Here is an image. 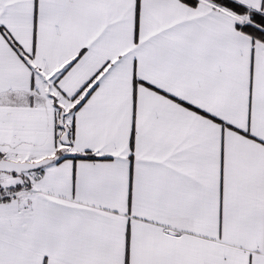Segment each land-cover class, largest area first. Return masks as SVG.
Listing matches in <instances>:
<instances>
[{"label": "snow or ice", "instance_id": "obj_1", "mask_svg": "<svg viewBox=\"0 0 264 264\" xmlns=\"http://www.w3.org/2000/svg\"><path fill=\"white\" fill-rule=\"evenodd\" d=\"M0 264H264V0H0Z\"/></svg>", "mask_w": 264, "mask_h": 264}]
</instances>
